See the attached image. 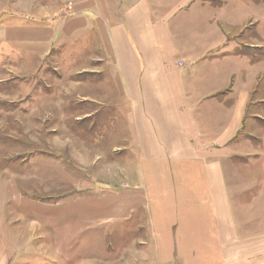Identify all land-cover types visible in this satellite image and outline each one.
<instances>
[{
  "label": "crops",
  "instance_id": "obj_1",
  "mask_svg": "<svg viewBox=\"0 0 264 264\" xmlns=\"http://www.w3.org/2000/svg\"><path fill=\"white\" fill-rule=\"evenodd\" d=\"M38 2L15 15L32 54H65L83 100L128 110L124 183L56 215L126 222L125 264H264V0Z\"/></svg>",
  "mask_w": 264,
  "mask_h": 264
},
{
  "label": "rangeland",
  "instance_id": "obj_2",
  "mask_svg": "<svg viewBox=\"0 0 264 264\" xmlns=\"http://www.w3.org/2000/svg\"><path fill=\"white\" fill-rule=\"evenodd\" d=\"M38 3L0 0V216L6 217L8 244L0 253L7 264H125L126 222L112 236L110 221L99 228L91 225L95 221L81 223L71 211L59 217L53 207H78L87 189L100 192L124 183L128 169L119 159L127 157V103L100 101L99 107L83 100L73 64H59L65 54H32L28 39H20L30 34L32 21L15 15L31 18ZM254 120L264 127V111ZM99 125L100 145L94 141ZM137 217L141 222L142 214Z\"/></svg>",
  "mask_w": 264,
  "mask_h": 264
}]
</instances>
